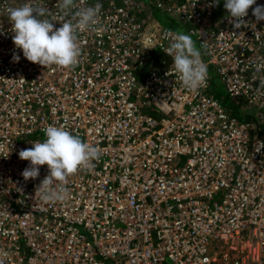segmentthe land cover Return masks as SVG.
Segmentation results:
<instances>
[{
  "label": "built area",
  "instance_id": "built-area-1",
  "mask_svg": "<svg viewBox=\"0 0 264 264\" xmlns=\"http://www.w3.org/2000/svg\"><path fill=\"white\" fill-rule=\"evenodd\" d=\"M29 2L54 30L102 5L77 32L73 69L14 45L7 9ZM60 3L0 0V264H264V20L253 15L264 0L240 28L228 10L215 18L225 0H75L67 17ZM169 30L191 35L207 65L197 92L172 71ZM211 71L249 118L211 93ZM50 125L102 152L68 178L63 202L36 197L48 166L25 181L18 155Z\"/></svg>",
  "mask_w": 264,
  "mask_h": 264
},
{
  "label": "clouds",
  "instance_id": "clouds-1",
  "mask_svg": "<svg viewBox=\"0 0 264 264\" xmlns=\"http://www.w3.org/2000/svg\"><path fill=\"white\" fill-rule=\"evenodd\" d=\"M218 4L219 0H215ZM256 0H225L224 7L230 17L236 18L235 28L243 24V17ZM75 0H61L60 9L65 17L72 13ZM102 5L81 8L72 14V19L64 20L62 26L54 30L52 19L47 18L46 6L32 2L7 9L8 19L13 24L14 45L22 49L23 56L32 63L44 67L56 65L64 69H73L79 63L81 48L78 44V31L89 30L97 25ZM257 21L264 20V6L253 10ZM169 45L164 53L172 57V71L182 85L190 92L204 87L208 78L207 65L203 62L200 50L192 36L181 31L171 30L164 33ZM20 57L13 55L18 62ZM264 67V63L257 66ZM169 73V72H168ZM167 73V75H168ZM45 139L36 141L32 148L19 151V158L30 161L22 176L25 181L39 177L38 166L47 165L49 174L36 188V197L45 202H63L69 195L68 178L80 169L91 167L102 155L101 149L67 131L64 126L50 125L44 130Z\"/></svg>",
  "mask_w": 264,
  "mask_h": 264
},
{
  "label": "rangeland",
  "instance_id": "rangeland-1",
  "mask_svg": "<svg viewBox=\"0 0 264 264\" xmlns=\"http://www.w3.org/2000/svg\"><path fill=\"white\" fill-rule=\"evenodd\" d=\"M224 4L225 3H223L220 6V10L218 11V14H221V12L227 10V9H225ZM157 16L161 22H164V19L161 17V15L158 14ZM169 24H170V26H174V24L172 22H169ZM210 76H211V87H212L211 93L223 103V105L226 107V109L229 111V113L236 116V115H239L241 112H243L241 110V108L238 105H236L235 102H233L230 99V97L226 93L224 85L222 84L220 78L216 75L215 71H211ZM245 112L246 111H244L243 114H245ZM252 112L254 113V110H252ZM183 159H184V157H183Z\"/></svg>",
  "mask_w": 264,
  "mask_h": 264
},
{
  "label": "trees",
  "instance_id": "trees-1",
  "mask_svg": "<svg viewBox=\"0 0 264 264\" xmlns=\"http://www.w3.org/2000/svg\"><path fill=\"white\" fill-rule=\"evenodd\" d=\"M138 1H140L141 3H142V5H144L143 7H145L146 5H148V6H151L152 7V5L149 3V0H138ZM153 8V7H152ZM152 10V9H151ZM222 10V9H221ZM153 11V10H152ZM154 14L157 16V13H156V11L154 12ZM218 17H220V15L218 14V13H215V18H218ZM173 24H174V21H171ZM179 26H182V27H185V26H187L185 23H178V22H176ZM169 24V23H168ZM178 25H176V24H174V26H172V27H176V26H178ZM168 26H170V24L168 25ZM177 30H179V28H176ZM234 102V101H233ZM235 104L236 105H238L240 108H241V110L244 112L245 111V108L243 107V105L242 104H240V102H235ZM247 111V110H246ZM243 112H241L239 115H236L238 118H240V119H243V118H249V116H251V115H246L247 113L245 112V114H243ZM241 115V116H240ZM246 115V116H245ZM245 116V117H244ZM242 117V118H241Z\"/></svg>",
  "mask_w": 264,
  "mask_h": 264
}]
</instances>
